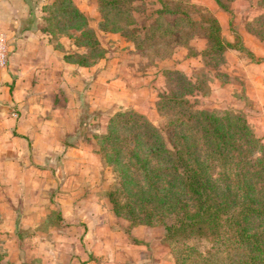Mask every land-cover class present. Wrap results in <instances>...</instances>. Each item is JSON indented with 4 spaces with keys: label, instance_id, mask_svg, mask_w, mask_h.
I'll return each instance as SVG.
<instances>
[{
    "label": "rangeland",
    "instance_id": "374dc122",
    "mask_svg": "<svg viewBox=\"0 0 264 264\" xmlns=\"http://www.w3.org/2000/svg\"><path fill=\"white\" fill-rule=\"evenodd\" d=\"M54 1L42 7L40 29L58 55L49 57L47 50H34L39 60L23 62L22 73L11 74L10 87L21 101L0 112V264H234L242 258L241 251L232 252L226 245L215 246L208 241H168L166 228L158 221L154 226H133L125 216L117 215L114 201H123V192L132 193L129 164L135 160L127 151L113 149L115 143L106 139L110 126L131 136L132 129L125 131L126 125H111V119L118 112L134 110L162 131L167 147L174 152L175 139L169 129L171 113L168 110L170 114H161L157 106L160 93L166 91L165 72L174 70L170 68L183 58L203 57V51L197 52L194 46L201 42L194 39L206 38L195 27L189 46L173 48L170 57L143 54L132 38L144 37L159 19L158 12L169 8L172 10L165 17L171 22L187 14L194 25H204L210 14L216 16L208 0H134L133 25L125 23L122 16H111L110 23L125 30L126 36L103 31L100 13L99 19H90L88 27L96 32L105 55L89 68L65 60V54L85 53V49L75 46L71 38L46 32ZM210 1L217 11L231 16L230 31L236 33L231 46L242 52L248 62H261L244 49L238 29L245 28L246 33L264 44L248 29L250 22L264 15V0H219L220 4ZM97 2L100 12L102 4ZM178 10L183 11L179 16L175 13ZM75 31L72 33L80 36ZM178 48L187 51L179 52ZM224 58L222 64L204 58L206 68L191 75L184 72L193 81H201L202 90L190 100L197 109L243 115L264 146V114L246 99L243 107L239 105L244 102L240 95L247 79L244 83L240 75L221 73L219 68L227 63L226 55ZM66 64L74 69L68 71ZM39 65L43 66L44 77L36 81ZM8 66L9 59L7 67L0 70H9ZM69 72L75 81L65 78ZM20 77L25 78L23 83ZM4 82L1 78L0 88ZM220 82L230 83V89L218 94ZM212 87L217 90L211 96ZM73 108L80 110V115L71 113ZM79 120L81 125L74 129ZM141 150L148 155L144 144ZM219 172L216 179L220 178ZM173 193L170 196L180 195ZM83 200L86 207L78 212L85 214L88 223L95 217L98 220L91 228L83 223H67L63 217L68 203L77 208L74 204ZM167 222L171 224L172 219Z\"/></svg>",
    "mask_w": 264,
    "mask_h": 264
},
{
    "label": "trees",
    "instance_id": "16d2710c",
    "mask_svg": "<svg viewBox=\"0 0 264 264\" xmlns=\"http://www.w3.org/2000/svg\"><path fill=\"white\" fill-rule=\"evenodd\" d=\"M100 1L101 29L126 36L125 30L110 23L111 16H122L125 23L133 25L134 0ZM52 7L47 18L51 25L46 32L71 38L75 46L85 49V53L65 54V60L89 68L102 59L105 50L96 32L88 27V18L73 1L55 0ZM171 10L159 11V19L144 37L133 36L137 49L143 54L170 57L173 48L189 46L198 28L207 40L203 57L222 64L231 44L224 38L219 19L210 14L204 25L197 26L190 15L182 14L171 22L165 17ZM175 13L179 16L183 11ZM261 22L264 15L250 22L248 29L264 40ZM72 30L81 31L80 36ZM165 76L166 91L160 93L157 106L161 114L171 113L174 152L167 147L162 131L143 114L128 110L111 119V125H126L125 131L132 129V134L128 137L110 126L106 139L115 143L113 149L127 151L135 160L129 164L132 193L123 192V201H114V211L133 226H154L158 221L165 226L168 241L226 245L229 251L243 253L234 264H264V146L243 115L210 112L193 105L190 97L202 90L199 79L193 81L178 69L167 70ZM143 144L148 155L141 150ZM258 153L262 156H256ZM174 191L180 195L170 196Z\"/></svg>",
    "mask_w": 264,
    "mask_h": 264
},
{
    "label": "crops",
    "instance_id": "0c3cea01",
    "mask_svg": "<svg viewBox=\"0 0 264 264\" xmlns=\"http://www.w3.org/2000/svg\"><path fill=\"white\" fill-rule=\"evenodd\" d=\"M52 1L53 0H0V31L7 36L9 43V70H0V79H5L4 87L0 88V112H5L7 108H10V106H12L13 104L21 101L19 100L18 93H14V91L10 87L13 80L11 74H14L16 72L21 74V70L25 68L23 62L24 64H27L29 61H32L34 59L36 60V51L34 50H47L49 52V57H52V55H58L54 50L53 45L50 44L48 39H45L46 36L42 34V31L40 29V15H44L42 7L46 3H51ZM72 1L87 16L89 21L90 19L94 20L100 18V7L97 0ZM208 2L210 8L213 10V12H215L217 18L221 23L223 35L225 36L227 43L234 44L236 33L230 31L229 24L231 16L228 15L225 11H217L213 2L210 0H208ZM93 28L95 29V27ZM76 32L81 33V31L77 30L75 31V33ZM238 33L243 41L244 49H246L247 52L252 53L253 57H255L256 59H261V62H259L260 60H257L253 63L248 62L247 60H245L242 52L231 46V48H229L225 54L227 63L222 65L219 70L221 73H226L231 77L240 75L244 83L246 78V85H242L243 93L240 95V98L243 99L244 102H240L239 105L243 107V105L246 104V99L248 103H255L258 109L261 110L260 112L264 114V54H262L264 52V44L254 36L246 33L245 28H239ZM39 34H41L42 36ZM194 41L201 42V45H194L196 46L197 52L201 53L207 48L206 39H194ZM72 47H74L73 49H75V46L73 44ZM177 51L186 52L187 50L185 48H178ZM42 59H45V56ZM37 60L39 59L37 58ZM37 60L34 62L36 63ZM42 67L43 66L41 65L36 66V70H38L39 72L36 74L37 76L35 75L36 81H39L38 78L40 79L41 77H44V75L42 74ZM204 68H206V62L200 55L193 58H183L180 62L177 63L174 68L170 69H178L187 73L188 75H191V73ZM66 69L68 71H71L72 69H74V66H71V64L67 65ZM64 76L68 80V82H72V80L75 81L71 72L65 74ZM20 79L22 78L20 77ZM20 79L18 81H20ZM24 79L25 78L22 79V83L24 82ZM79 81H81V79H79ZM221 84L222 83L220 82V87H218V90L221 91H217L218 94H221L222 90H229V86H231L230 83H223V86ZM212 89L213 93H211V96L214 95V91L217 90L214 87H212ZM75 107L77 108L80 106L75 105ZM75 109H71V113L80 115V110L76 111ZM79 125H81L80 120L77 124V128L75 127L74 129H78ZM64 197L68 198V195L65 194ZM70 204L71 202L68 203L67 208L64 209L66 212L65 216L63 217H65L67 223H83L91 228L93 224L98 222V220H96L97 217H95V219H93V222L88 223L85 220V214L81 215L80 212H78L83 211L82 208L85 206L84 200L78 205L74 204V206H77V208L73 207V205ZM36 211L39 212V210ZM36 215L38 214H35V216ZM42 216L43 215H41V217ZM137 229L138 228H136L135 231Z\"/></svg>",
    "mask_w": 264,
    "mask_h": 264
},
{
    "label": "built area",
    "instance_id": "2783aa9c",
    "mask_svg": "<svg viewBox=\"0 0 264 264\" xmlns=\"http://www.w3.org/2000/svg\"><path fill=\"white\" fill-rule=\"evenodd\" d=\"M9 43L7 36L0 31V68H6L8 64Z\"/></svg>",
    "mask_w": 264,
    "mask_h": 264
}]
</instances>
